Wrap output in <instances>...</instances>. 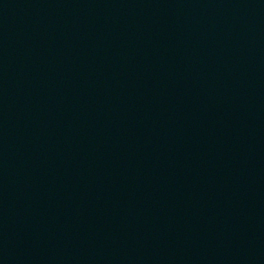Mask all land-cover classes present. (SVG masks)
<instances>
[{
	"label": "water",
	"instance_id": "1",
	"mask_svg": "<svg viewBox=\"0 0 264 264\" xmlns=\"http://www.w3.org/2000/svg\"><path fill=\"white\" fill-rule=\"evenodd\" d=\"M0 264H264V0H0Z\"/></svg>",
	"mask_w": 264,
	"mask_h": 264
}]
</instances>
